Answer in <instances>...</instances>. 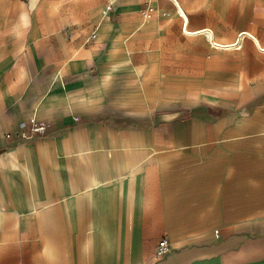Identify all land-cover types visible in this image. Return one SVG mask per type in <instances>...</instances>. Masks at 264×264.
Instances as JSON below:
<instances>
[{
  "label": "crops",
  "instance_id": "obj_1",
  "mask_svg": "<svg viewBox=\"0 0 264 264\" xmlns=\"http://www.w3.org/2000/svg\"><path fill=\"white\" fill-rule=\"evenodd\" d=\"M177 2L0 0V264H264V5Z\"/></svg>",
  "mask_w": 264,
  "mask_h": 264
},
{
  "label": "bare ground",
  "instance_id": "obj_2",
  "mask_svg": "<svg viewBox=\"0 0 264 264\" xmlns=\"http://www.w3.org/2000/svg\"><path fill=\"white\" fill-rule=\"evenodd\" d=\"M175 3H176V6H178L179 8V11L182 13V15L184 14V11L182 10V8L180 7L179 3L177 2V0H173ZM185 15V14H184ZM186 18V17H185ZM185 25V24H184ZM198 30V29H197ZM200 32L202 33H205L209 40H210V43L212 44V46H214L215 48H219V49H237L238 47H240V44H241V39L243 36H247L248 38H250L253 43L255 44L256 48L260 51H264V45L261 44L260 40L251 32L249 31H240L235 40L232 41V42H220V41H217L215 38H214V35L212 33V31L208 28L206 29H203L201 30Z\"/></svg>",
  "mask_w": 264,
  "mask_h": 264
},
{
  "label": "built area",
  "instance_id": "obj_3",
  "mask_svg": "<svg viewBox=\"0 0 264 264\" xmlns=\"http://www.w3.org/2000/svg\"><path fill=\"white\" fill-rule=\"evenodd\" d=\"M109 8V6H108ZM153 11V7L150 5H147L146 9H145V17L149 18L151 13ZM20 127L23 129L24 128V124H20ZM44 130V126L42 124H37V123H32L31 127H30V132L34 133V132H42ZM169 250L168 247V241L166 238H162L159 242H158V246L157 249L155 250L154 253V258L155 259H159L161 257H163Z\"/></svg>",
  "mask_w": 264,
  "mask_h": 264
},
{
  "label": "rangeland",
  "instance_id": "obj_4",
  "mask_svg": "<svg viewBox=\"0 0 264 264\" xmlns=\"http://www.w3.org/2000/svg\"><path fill=\"white\" fill-rule=\"evenodd\" d=\"M88 3L87 5H83L81 3H79L80 1L76 0V3L70 7H74L76 14L79 12H82L83 8L86 7H93L95 2H98L99 0H86ZM255 2L257 3V5L259 4H263L264 5V0H255ZM254 15L252 14V20H251V32L252 33H262L264 31V21H262L261 19L257 18L258 15H255L256 18L253 17ZM246 40H249L248 37H245Z\"/></svg>",
  "mask_w": 264,
  "mask_h": 264
}]
</instances>
